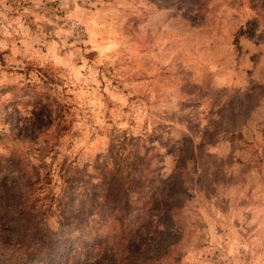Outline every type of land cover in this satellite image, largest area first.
Masks as SVG:
<instances>
[{"label": "rangeland", "instance_id": "rangeland-1", "mask_svg": "<svg viewBox=\"0 0 264 264\" xmlns=\"http://www.w3.org/2000/svg\"><path fill=\"white\" fill-rule=\"evenodd\" d=\"M263 117L249 0H0V193L22 179L44 239L116 228L121 264H264ZM160 196L180 225L137 210Z\"/></svg>", "mask_w": 264, "mask_h": 264}, {"label": "trees", "instance_id": "trees-1", "mask_svg": "<svg viewBox=\"0 0 264 264\" xmlns=\"http://www.w3.org/2000/svg\"><path fill=\"white\" fill-rule=\"evenodd\" d=\"M183 1L190 3L191 9L197 14H201L206 5V0ZM249 5L256 18L264 25V0H249ZM261 126L264 138V117ZM21 182L22 179L11 189L0 193V264H103L102 259L108 264H121L120 261L123 260L120 254L123 249L120 245L126 236L117 232L116 228H112L108 237H102L92 227H85L80 233L66 238L63 242H52L32 231L28 222L29 214L25 212L29 209L22 199L24 187ZM124 196L125 192L122 193L121 204L125 212L123 216L127 217L131 207ZM138 207L137 210L142 209L144 212L153 211L158 225L169 228L181 224L177 200H165L164 196L146 200L138 198ZM110 211L114 213L116 208H110ZM111 220L116 223L120 219L112 217Z\"/></svg>", "mask_w": 264, "mask_h": 264}]
</instances>
